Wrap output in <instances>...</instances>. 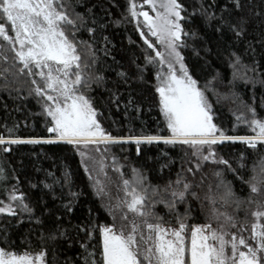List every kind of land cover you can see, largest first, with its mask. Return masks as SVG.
Masks as SVG:
<instances>
[{
  "label": "snow or ice",
  "instance_id": "snow-or-ice-1",
  "mask_svg": "<svg viewBox=\"0 0 264 264\" xmlns=\"http://www.w3.org/2000/svg\"><path fill=\"white\" fill-rule=\"evenodd\" d=\"M231 3L229 14L225 15L228 10L224 9L217 15L216 0H197L192 11L181 0H142L139 5L136 0H128V16L136 22L145 45L143 64L135 60L131 63L141 82H145L147 71L154 73L153 87L164 127L155 135L143 130L135 135L130 128L127 137H117L103 126L104 113L98 109L93 93L102 88L107 93L105 106L119 108L123 95L119 89L131 88L132 76L120 70L113 81L105 77L104 72L111 68L107 61H119L112 54L115 46L102 35L106 25L98 19L95 6L89 7L87 0H0V91L11 95L21 91L17 85L29 84L28 96L40 105L38 115L44 117L49 134L47 138H13L15 128L5 125L8 137L0 134V152L9 153L12 145L19 144L72 145L81 157L93 195L106 213L101 222L89 208L86 218L73 224L71 216L82 193L73 190L71 172L65 171L60 177L49 172L47 178L52 182L41 183L53 200H60L62 211L49 212L52 221L46 225L47 202L42 198L32 200L22 190L16 169L0 163V185L7 194V202L0 199V214L18 217L19 223L27 217L39 229V250H34L26 236L21 243L27 248L22 252L16 250V242L8 238L5 229L0 235V264H264V155L249 167V157L241 153L235 161L237 168H233L232 162L216 151L225 142H240L253 153H264V113L257 111L255 98L249 104L237 88L241 83L253 89L257 84L264 86V71L254 59L256 49L251 41L244 52L237 50L253 21L245 13L242 0ZM197 18L219 35L221 43L215 55L231 70L230 78L217 70L201 83L186 63L182 50L191 48L197 56L201 52L197 46L203 40L199 29L186 27ZM260 25H264V18ZM257 42L264 48V32ZM202 50L212 53L211 48ZM248 53L253 54L251 63L245 60ZM225 102L235 105L229 109L236 121L233 131L242 124L251 134L229 135L215 122L214 105ZM134 105L129 92L124 108ZM165 130L168 135L161 134ZM161 142L179 146L183 152L178 171H171L174 161L162 166L161 173L169 168L167 178L160 177L164 183H153L146 169L120 163L111 153L115 145L135 143L139 156L142 144ZM209 164L222 165L235 175L237 169L250 170L247 180L239 177L248 185V196L237 195L219 170L212 173L217 181L207 183L202 198L196 189L208 181L204 168ZM10 181L15 183L9 186ZM38 187L29 182L30 189ZM192 201L200 204L203 222L192 216ZM158 206H162L163 214L157 211ZM60 245L69 250L78 245V254L65 255L60 261Z\"/></svg>",
  "mask_w": 264,
  "mask_h": 264
},
{
  "label": "trees",
  "instance_id": "trees-1",
  "mask_svg": "<svg viewBox=\"0 0 264 264\" xmlns=\"http://www.w3.org/2000/svg\"><path fill=\"white\" fill-rule=\"evenodd\" d=\"M88 6L93 7L94 12L97 14L98 19L106 25L102 32L103 36H107L114 45L112 54L119 61V64L113 63L110 59L107 61L111 65L110 69L104 72L105 77L109 81L116 79V72L125 70L132 76L131 88L121 86L119 92L123 95L120 99L119 108L114 107L119 112L117 116H114L113 107H106L107 93L103 89H97L93 95L97 97V107L103 113L106 114V120L112 127L111 134L117 137H127L129 129L133 130L132 134L139 135L141 130L148 134L155 135L152 129L157 123L161 128L164 127L162 123V116L159 112L156 101L158 100V94H155L153 85L156 83L154 79V73L147 71L145 73V82H141L136 79V67L131 63L135 60L138 64H143V50L145 45L140 37L139 31L136 28V22L128 16V0H87ZM182 3L188 7L189 11L197 5V0H181ZM244 3L245 13L252 17V23L248 26V33L244 42L238 46V51L244 52L245 45L251 41L256 51L254 59L258 60L261 64V71H264V48L257 42L261 39V32H264V25H260V20L264 18V0H242ZM106 8V14L101 13L100 7ZM227 9L225 15L232 11L231 0H216L217 15L221 10ZM78 11H83V8H78ZM256 13H261V16H256ZM127 17V19H125ZM116 21L120 23L117 24ZM188 28L196 27L199 29L202 41L197 43V46L201 49L200 56H197L191 48L182 50L183 55L186 58V63L189 68L195 73L197 78L204 83L218 70L225 73L229 78L231 76V70L226 69L225 66L217 59L215 52L218 44L221 43L219 35L212 29L205 28L201 21L197 18L192 25H186ZM146 31V29H145ZM87 39V34L84 35ZM226 39H231L230 36H226ZM191 43V42H190ZM204 47L211 48L212 53L205 54L202 50ZM247 63H251L253 60V54L248 53L245 57ZM205 61L208 63L206 64ZM227 83V81H225ZM111 86V85H109ZM21 88L19 93L13 91L11 95L7 91H0V134L8 137V133L5 129V125L8 128H15L13 138H47L49 134L44 127V117L38 115L41 112L40 105L37 103L36 98L28 96L27 89L29 84L17 85ZM238 91L242 95L245 101L249 104L253 103L255 98V106L257 111L264 113V86L257 84L255 89L251 85L245 86L244 84L237 85ZM221 91H226L224 88H220ZM131 92L136 105L125 110L124 104L127 102ZM216 109V123L226 130L229 135H249L251 134L249 129L244 125L235 127L236 121L230 108L235 107L231 103L225 102L223 105H214ZM163 135H168L165 130ZM103 148V146H101ZM141 154L137 155V146L135 143H125L122 145H115L111 148V153L115 155L120 163L132 164L136 167H143L148 171L149 177L153 183H164L163 179H160L161 175L167 178L169 168H161L163 165L168 164L169 161L175 163L171 165V171L175 173L179 170L181 157L183 152L179 146L173 147L170 145H164L162 142L152 145L142 144L140 146ZM217 154L224 159H228L232 162L233 168L237 167L235 162L231 160L233 154L245 153L249 157V167L251 164L259 160L264 153H253L251 149H248L246 145L236 142H225L223 145L216 147ZM167 153V155H165ZM127 157V160H124ZM111 164V158L107 161ZM0 163H3L5 168L16 169L17 175H19L22 181L21 188L23 191L29 194L32 200L42 198V201L47 202V209H45L44 219L47 224H51L52 216L49 212L59 214L62 209L60 208V200H53L52 195L48 193L47 189H43L41 182L51 183V179L47 178V173H55L57 177L64 174L65 171L72 173V181L75 191H80L79 202L74 208L71 219L75 224L80 220L86 218L88 209L91 208L94 214H98L101 222L106 219V213L100 207V201L93 195V190L88 178V174L84 171V166L81 163V157L78 151L73 148L72 145L64 143L56 144H19L12 145L9 153L0 152ZM223 170V178L225 181H230L234 191L241 197H247L249 194L248 185L243 183L239 178L242 176L244 180H247L251 175L250 170L238 171V175L233 174L224 166L206 165L204 172L208 176V181L205 186L200 189H196L203 198L204 192L207 188V183H216L217 178L212 175L214 171ZM125 173L130 175L129 169H124ZM109 175L113 179H117L114 172L109 171ZM199 179V175L197 177ZM29 182L39 185L36 189L29 188ZM15 183V181H10ZM4 185H0V199L7 202V194L3 191ZM56 195H60L59 186H57ZM194 211L192 216L197 218L199 222H203L204 216L200 210V204L196 201H192ZM255 206H252L254 210ZM231 211V209H229ZM157 211L163 214L162 206L157 207ZM180 211H184V207H180ZM208 211V206L205 203L204 212ZM244 217V213H240V218ZM242 219V218H241ZM250 219V218H248ZM196 222V221H193ZM7 230V235L10 240L16 242V250L22 252L27 248L26 244H22V240L27 236L31 239L34 246V250H39V243L36 239L38 226L30 223L27 217H24V222L19 223L18 217H11L5 214H0V235H3L4 230ZM30 229H36V231H30ZM51 259V248L49 245ZM78 245L73 249H67L66 246H58L57 259L62 261L67 256H75L78 254Z\"/></svg>",
  "mask_w": 264,
  "mask_h": 264
},
{
  "label": "rangeland",
  "instance_id": "rangeland-1",
  "mask_svg": "<svg viewBox=\"0 0 264 264\" xmlns=\"http://www.w3.org/2000/svg\"><path fill=\"white\" fill-rule=\"evenodd\" d=\"M136 2H137V4L139 5L141 2H142V0H136ZM102 6V5H101ZM100 10H101V13H103V14H106V8H104L103 6L102 7H100ZM144 10H146V11H149V13H150V15H152L153 13H151V11L149 10V8H148V6L147 5H144ZM140 20L142 21L143 20V17H140ZM106 101H107V96H106ZM113 109H114V106H113ZM101 111V110H100ZM117 114H119V112L118 111H116V109H114V116H117ZM102 123H103V126L106 128V130L107 131H109V132H111L112 131V127H111V125L109 124V121L108 120H106V114L104 113V119H103V121H102ZM158 128H161L157 123L154 125V128L152 129V131L153 132H156V134H157V129ZM21 139H25V138H21ZM239 157H240V154H233L232 155V159L231 160H233L234 162L236 161V160H238L239 159ZM235 165H236V163H235ZM237 168V167H236ZM242 169H238V171H241ZM242 218V219H241ZM240 219L241 220H243L244 219V217H241ZM248 218H250V219H248V222L249 223H251L252 222V217L249 215V217Z\"/></svg>",
  "mask_w": 264,
  "mask_h": 264
}]
</instances>
